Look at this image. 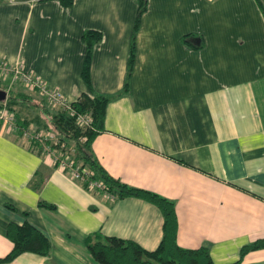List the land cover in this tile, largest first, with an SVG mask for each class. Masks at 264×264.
Listing matches in <instances>:
<instances>
[{
	"label": "crops",
	"instance_id": "0c3cea01",
	"mask_svg": "<svg viewBox=\"0 0 264 264\" xmlns=\"http://www.w3.org/2000/svg\"><path fill=\"white\" fill-rule=\"evenodd\" d=\"M136 12V0H2L0 59L21 64L71 102L92 93L81 77V35L97 29L93 91L114 93L125 80ZM188 33L201 36V45L195 37L185 43ZM3 79L7 97L8 89L26 92L16 106L38 125L42 95ZM92 147L112 176L174 200L180 246L205 244L215 264H226L242 245L264 239V16L257 1L147 0L130 92L107 103ZM24 220L48 237L49 253L25 251L0 264H100L85 245L95 232L153 249L163 217L144 199L85 188L0 122V257L12 245L7 223ZM241 264H264V247Z\"/></svg>",
	"mask_w": 264,
	"mask_h": 264
},
{
	"label": "trees",
	"instance_id": "16d2710c",
	"mask_svg": "<svg viewBox=\"0 0 264 264\" xmlns=\"http://www.w3.org/2000/svg\"><path fill=\"white\" fill-rule=\"evenodd\" d=\"M59 1L63 6H69L73 0ZM256 1L264 16V1ZM136 2L137 12L130 40L125 80L118 91L114 93L93 91L90 72L91 55L94 44L101 38V31L91 28L86 29L81 35L86 47L81 67V77L92 93L82 92L75 100L71 101V106L76 113L90 116L88 125L80 126L76 123L74 115H70L66 109L50 105L44 96H42L43 101L39 103L43 116H37L38 125H32L33 120L25 116L20 107L16 106L20 98H27L26 92H20L18 96V94H12V90L8 89V97L5 100L6 105L15 111L16 119L20 124L33 128H52L67 143H73L74 151H72L71 156L75 163L90 170L91 178L102 181L106 191L117 198L138 197L153 203L159 208L163 217L162 236L155 248L147 249L132 238L95 232L86 236L85 245L97 262L100 264H215L207 245L201 244L198 247L190 248L180 246L177 243L178 219L174 200L156 191L128 184L112 176L100 163L92 147L95 136L104 129L107 103L112 98L130 92V77L136 56V34L139 29L141 15L147 9V0H136ZM194 37L199 39V43L196 44L201 45V36L193 33L184 34L182 40L193 45L194 42L191 39ZM28 89L38 92L36 89ZM30 147L40 152V148L34 142L30 141ZM81 184L87 189H92L85 181H82ZM39 205L54 207L53 204L43 200L39 201ZM5 234L12 245L10 250L0 257V262L11 261L25 251L41 255H47L50 251L51 243L48 237L26 220L22 223L9 221L6 225ZM261 247H264V239H256L242 245L238 258L226 264H241L247 252Z\"/></svg>",
	"mask_w": 264,
	"mask_h": 264
},
{
	"label": "built area",
	"instance_id": "2783aa9c",
	"mask_svg": "<svg viewBox=\"0 0 264 264\" xmlns=\"http://www.w3.org/2000/svg\"><path fill=\"white\" fill-rule=\"evenodd\" d=\"M5 77L9 79L8 87L14 82H20L27 88L36 89L40 95L45 97L50 105L66 109L70 115H74L76 123L80 126L89 124L90 116L88 114L76 113L71 106V102L67 100L60 90L48 86L38 75L24 69L21 64H12L0 59V82ZM5 100H1L0 122L6 131H16L22 137L36 143L40 151L50 157L55 167L67 173L74 180L85 181L92 189H101L104 192H108L104 189L102 181L91 178L90 170L82 168L75 163L71 156L72 151H74L73 143H67L52 128H33L20 124L16 119L15 111L6 105Z\"/></svg>",
	"mask_w": 264,
	"mask_h": 264
},
{
	"label": "water",
	"instance_id": "95a60500",
	"mask_svg": "<svg viewBox=\"0 0 264 264\" xmlns=\"http://www.w3.org/2000/svg\"><path fill=\"white\" fill-rule=\"evenodd\" d=\"M6 94H7L6 90L3 88H0V101L6 99L7 97Z\"/></svg>",
	"mask_w": 264,
	"mask_h": 264
}]
</instances>
